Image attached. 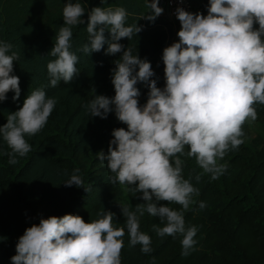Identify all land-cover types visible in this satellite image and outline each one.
<instances>
[{"label":"clouds","instance_id":"9594fccd","mask_svg":"<svg viewBox=\"0 0 264 264\" xmlns=\"http://www.w3.org/2000/svg\"><path fill=\"white\" fill-rule=\"evenodd\" d=\"M147 7L151 11L141 19L150 22L164 11L159 0H149ZM85 12L80 0H68L63 8L64 23L48 53L53 58L47 63L52 88L61 81L71 82L78 74V56L71 50L72 29L85 24ZM87 14L88 40L77 51L90 55L107 43L106 55H122L112 69L115 95H95L84 108L91 117L101 119L114 111L127 125V130L113 129L107 153L101 150L96 156L113 174L111 184L127 186L133 196L142 193L139 198L144 203L135 207L119 204L123 227L115 221L116 214L104 208L90 222L73 214L41 216L38 224L19 237L11 264H122L125 229L128 247L139 245L142 253L149 254L152 239L140 230L145 213L159 217L160 223L152 224L157 237H181V255L186 257L195 250L198 228L187 225L184 214L193 204L198 203L200 210L207 207L206 202L193 199L200 195L193 179L198 184L205 174L217 180L227 172L228 164L218 161L244 144L245 123L257 120L255 105H264V0H209L206 16L178 7V41L162 53L163 88L152 79L151 63L119 43L142 31L137 23L126 24L129 13L125 8L93 7ZM106 30L110 39L105 37ZM13 47L0 40V102L9 91L15 93L14 100L21 92L19 77L12 74L14 61L19 59ZM138 83L149 89L142 106ZM56 103L54 97L37 89L19 110L8 114L7 123L0 126V137L11 149L10 164L17 163V155L31 151L25 136L44 128ZM187 158H194L202 171L185 178ZM79 172L75 169L65 186L82 187ZM159 201L181 207L158 206Z\"/></svg>","mask_w":264,"mask_h":264},{"label":"trees","instance_id":"16d2710c","mask_svg":"<svg viewBox=\"0 0 264 264\" xmlns=\"http://www.w3.org/2000/svg\"><path fill=\"white\" fill-rule=\"evenodd\" d=\"M196 13L207 15L209 0H192ZM68 0H0V40L11 43L13 51L19 53L14 61L13 75L20 80V96L9 91L7 99L0 102V126L7 123L9 113L19 110L24 100L34 90L43 89L48 97L57 100L56 106L44 128L34 136H25L31 151L25 156H16L17 163L10 164L8 153L11 149L0 137V264H11L16 254V244L26 228L38 224L41 216L62 217L65 214L81 216L85 222L96 218V213L104 208L116 214L118 226H124V217L119 204L135 207L144 203L129 192V199L122 196L120 184H111L113 175L96 156L103 150L107 153L116 128L127 125L120 122L114 111L107 119L91 117L84 105L95 95L109 98L115 95L111 82L115 56L106 55L107 43L101 51L90 55L77 51L87 42L86 23L88 11L93 7H123L129 13L126 24H138L142 31L119 43L130 47L133 55L147 59L155 73L152 79L157 86H165L163 49L178 41L176 35L161 14L154 22L141 19L151 9L149 0H80L86 12L82 19L85 24L74 26L71 40L72 51L78 56V74L69 82L61 81L57 87L49 86L47 63L53 59L48 53L54 46L56 32L63 25V8ZM73 3L76 0H72ZM255 26V25H254ZM106 39L110 33L105 31ZM10 54V53H9ZM102 64V66H101ZM141 95L140 105L147 101L149 89L138 83ZM259 120L264 122V105H255ZM243 130L246 134L248 126ZM259 147L244 142L238 150L229 151L218 163H227V172L217 180L208 174L200 183L193 179L200 195L193 199L204 201L207 207L200 210L197 204L185 212L187 225H195L197 241L190 255L182 256L181 237H157L152 224H159V217L145 213L140 218V230L151 239L152 252L144 254L140 246L129 248V237L125 229L124 247L121 251L122 264H255L260 250H251L247 244L257 239L264 246V139ZM182 159H184L182 157ZM84 183L65 186L75 169ZM195 170V172H193ZM202 170L194 158H187L184 177ZM85 189L87 191H85ZM180 209V205L167 201L157 202ZM114 221V223H115Z\"/></svg>","mask_w":264,"mask_h":264},{"label":"rangeland","instance_id":"374dc122","mask_svg":"<svg viewBox=\"0 0 264 264\" xmlns=\"http://www.w3.org/2000/svg\"><path fill=\"white\" fill-rule=\"evenodd\" d=\"M180 27V24H179ZM255 27L258 28V25H255ZM248 130L243 137L245 143L252 147H259V143L262 142L264 139V122L262 120L257 119L254 122H247ZM122 190V196L125 200L129 199V191L127 186L120 185ZM247 246L251 250H264V246L261 244V242L257 239H254L253 241L248 242ZM260 260H258L255 264H264V253H262L259 257Z\"/></svg>","mask_w":264,"mask_h":264},{"label":"built area","instance_id":"2783aa9c","mask_svg":"<svg viewBox=\"0 0 264 264\" xmlns=\"http://www.w3.org/2000/svg\"><path fill=\"white\" fill-rule=\"evenodd\" d=\"M159 7L163 8L162 15L165 17L167 22L170 24L173 33L169 34V39L173 40L177 35V32L180 30V22L175 16V10L178 7H183L186 11L196 13L195 6L192 0H159Z\"/></svg>","mask_w":264,"mask_h":264}]
</instances>
